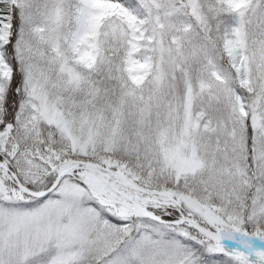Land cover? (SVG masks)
I'll return each instance as SVG.
<instances>
[{
  "label": "snow or ice",
  "instance_id": "1",
  "mask_svg": "<svg viewBox=\"0 0 264 264\" xmlns=\"http://www.w3.org/2000/svg\"><path fill=\"white\" fill-rule=\"evenodd\" d=\"M0 264H264V0H0Z\"/></svg>",
  "mask_w": 264,
  "mask_h": 264
}]
</instances>
